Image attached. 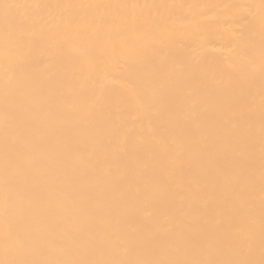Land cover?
<instances>
[{"label": "bare ground", "instance_id": "1", "mask_svg": "<svg viewBox=\"0 0 264 264\" xmlns=\"http://www.w3.org/2000/svg\"><path fill=\"white\" fill-rule=\"evenodd\" d=\"M0 264H264V0H0Z\"/></svg>", "mask_w": 264, "mask_h": 264}]
</instances>
